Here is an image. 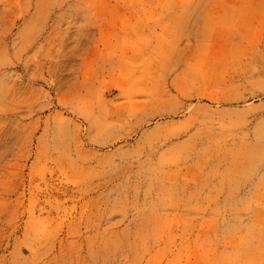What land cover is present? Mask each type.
<instances>
[{"label":"rangeland","instance_id":"rangeland-1","mask_svg":"<svg viewBox=\"0 0 264 264\" xmlns=\"http://www.w3.org/2000/svg\"><path fill=\"white\" fill-rule=\"evenodd\" d=\"M0 264H264V0H0Z\"/></svg>","mask_w":264,"mask_h":264}]
</instances>
